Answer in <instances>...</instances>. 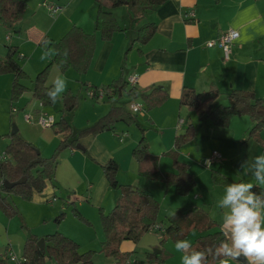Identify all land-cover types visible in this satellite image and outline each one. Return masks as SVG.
I'll list each match as a JSON object with an SVG mask.
<instances>
[{"label": "crops", "instance_id": "obj_1", "mask_svg": "<svg viewBox=\"0 0 264 264\" xmlns=\"http://www.w3.org/2000/svg\"><path fill=\"white\" fill-rule=\"evenodd\" d=\"M24 1L27 7L16 28L8 30L0 25V56L5 55L9 45L17 47V59L30 78L23 81L28 87H32L31 80L35 74L52 62L50 73L62 74L67 80L66 90H71L77 96L74 92L78 86L74 84L76 80L87 89L121 78L127 88L134 86L140 92L148 93L159 86L168 93V97L162 104L147 109L140 97L132 99L122 90L114 99L104 95L98 100L92 97L87 102H78L74 110L67 113L61 111V97V102L53 106L57 115L32 96L33 102H27L23 108L28 111L27 114L34 116L45 113L55 120L64 115L72 133L91 126L114 105L122 106L132 114L133 119L119 120L112 129L79 137L76 144L81 148H76V144L65 148L58 158L54 178L46 181L41 191L33 192L29 200L19 196L17 202L10 201L11 196H6L7 201L16 207L17 213L9 216L0 210V256L6 258L5 264H15L8 258L9 252L23 257V245L27 238L35 237L37 241L43 238L46 248L51 244L46 238L54 232L75 241L82 251L96 250L93 264H116L112 255L99 250L103 238L99 209L110 211L119 196V191L109 186L101 165L114 159L118 164L116 177L119 183L141 187L157 199L161 198L154 191L155 188L161 193L163 191V199L168 193L176 194L172 186L166 188L164 183L139 174L132 149L141 136V129H144L151 154L158 156L160 171H175L167 152L177 150L178 158L187 164L195 179L190 195L182 198L181 205L176 208L203 209L215 221L214 229H220L222 209L217 207V202L224 185L213 183L211 171L220 172L237 182L255 183L250 165L254 156L264 153V128L249 134L253 122L244 114L232 115L223 124L214 123L210 117L199 116L180 106L179 97L182 88L190 86L201 93L216 92L214 105L227 104V94L233 88L251 91L264 99V0H166L141 19L134 18L126 5L112 7L111 12L124 29L114 33L107 41L96 34L94 56L83 74H78L72 68L63 69L54 59L53 51L45 48L44 42L58 40L72 25L93 32L97 2ZM45 1L60 8L51 13L43 5ZM146 21L156 22L155 33L146 43L133 42L138 26ZM228 28L236 29L239 36L232 45L230 57L224 60L221 49L217 45L209 47L206 42L216 39ZM42 54L46 57L43 60ZM132 75L137 78L134 84L128 82ZM12 79L11 73L0 74V132L4 135L12 131L8 130V98L4 95ZM29 93L32 95L31 89L21 96H29ZM11 95L10 87V101ZM86 96L83 93V97ZM133 101L142 106L137 112L130 109ZM189 124L193 129L192 138L179 148L175 147L176 137L184 133ZM19 125L22 126L21 122ZM24 125L23 130L20 126L17 128V133L41 153L55 148L64 137L63 133H56L51 127L42 129L33 124ZM212 150H218L221 158L207 168L202 164V159ZM2 155L3 152L0 158ZM241 164H244L243 170ZM151 181L154 182L153 190L150 188ZM72 208H77L81 216ZM60 212L64 214L57 223L55 218ZM156 232V229L145 232L150 235L155 233L154 240L142 243L140 251L137 250V242L122 241L120 249L129 252L125 264H155L146 261V254L155 250L149 249L151 246L158 247L161 235ZM199 234L196 230L190 231L188 240L192 243ZM168 245L169 256L163 264L174 259L181 264V253L175 250L174 243ZM134 252L140 254L133 258ZM49 264L55 262L52 260Z\"/></svg>", "mask_w": 264, "mask_h": 264}, {"label": "trees", "instance_id": "obj_2", "mask_svg": "<svg viewBox=\"0 0 264 264\" xmlns=\"http://www.w3.org/2000/svg\"><path fill=\"white\" fill-rule=\"evenodd\" d=\"M95 1L98 6L93 23V32H86L80 26L72 25L61 38L56 41L52 40L47 45V48L53 51L54 59L63 69L72 68L78 74L85 73L94 56L96 34L101 40L107 41L112 38L114 33L124 29L111 12L112 7L126 5L134 18L141 19L166 0ZM26 7L27 4L24 0H0V25L8 30L15 29ZM155 30V21L143 22L136 30L137 33L133 42L146 43L153 36ZM17 50L16 46L9 45L5 55L0 56V74L11 73L13 75L11 102L17 101L24 91L31 89L32 96L42 106L51 105L52 103L45 95V91L51 87V83L48 82V74L52 62L46 64L36 73L31 80L33 85L30 88L23 82L30 78L17 59ZM65 51H67V57L63 55ZM91 89H102L104 95L109 99H114L119 95V91L125 90L132 99L140 97L147 109L162 104L168 97V93L159 86L153 87L148 93H142L134 86L127 88L126 82L121 78L102 86H92ZM216 95V92L214 94L201 93L193 87L184 86L180 93L179 104L194 111L199 116L210 117L217 124L226 123L232 115H247L253 122L249 134H254L262 128L264 125L263 98L257 97L251 91L233 88L227 94V104L218 103L214 105L213 101ZM93 98L98 100L96 97ZM77 104L78 96L67 89L62 94V113L71 112ZM131 119L133 116L130 112L122 106L114 105L94 124L72 133L70 124L64 115H60L51 128L56 133H63L64 137L49 156H43L35 145L22 138L17 131H11L8 134L9 141L3 151L4 157L0 158V210L9 216L17 213L16 207L7 201V195L14 194L29 200L33 192L41 191L45 187L46 181L54 178L60 151L69 146H75L79 137L112 129L117 121H129ZM192 136L193 129L192 125L189 124L184 133L176 137L175 147L179 148ZM167 154L172 160L174 172L160 171L158 156L151 154L144 129H141V136L132 149V156L137 162L139 174L152 181L162 182L166 187L172 186L177 194L189 193L195 185V179L188 170L187 164L178 158L177 150H170ZM101 168L109 186L119 190V196L110 211L105 212L102 208L99 209L103 233L99 250L106 255H112L116 264H125L129 255V252L120 249L122 241L137 242L140 236L150 229H156L160 233L161 243L167 239L175 241L177 238H186L190 231L196 230L200 233L192 242L196 250L214 247L225 239L220 229H214L215 221L205 210L200 208H177L165 219H159V201L141 187L119 183L116 177L118 164L114 159H109L101 165ZM22 177H25V180L11 188H5L3 185L4 180L13 182ZM211 178L215 184L224 185L225 180L237 182L214 170L211 171ZM252 191L259 193L260 188L254 186ZM72 209L81 216L77 208ZM63 214L60 212L56 216L55 222L59 223ZM46 239L51 244L46 246L44 253L37 245V238L32 237L25 240L23 264H46L47 258L53 260L55 264H93V255L96 250L82 251L75 241L59 232L48 235ZM168 256L169 252L161 248L159 253H147L146 261L162 264ZM208 259L211 260V256H208ZM137 262H143V260ZM5 263L6 258L0 256V264Z\"/></svg>", "mask_w": 264, "mask_h": 264}, {"label": "clouds", "instance_id": "obj_3", "mask_svg": "<svg viewBox=\"0 0 264 264\" xmlns=\"http://www.w3.org/2000/svg\"><path fill=\"white\" fill-rule=\"evenodd\" d=\"M48 43L44 42L45 48ZM63 55L67 57V51ZM45 58L42 54L41 59ZM66 88L67 80L59 74L45 95L55 104ZM205 163L211 165V161ZM243 168L241 164V170ZM250 170L255 183L225 180L217 202V207L222 209L220 231L225 239L214 247L196 250L188 239L177 238L174 247L181 253V264H230L233 261L235 264H264V153L252 158ZM254 184L260 188L259 193L252 191Z\"/></svg>", "mask_w": 264, "mask_h": 264}, {"label": "rangeland", "instance_id": "obj_4", "mask_svg": "<svg viewBox=\"0 0 264 264\" xmlns=\"http://www.w3.org/2000/svg\"><path fill=\"white\" fill-rule=\"evenodd\" d=\"M49 75H50V78L48 77V81L50 80L49 82H51L57 75H59V73H56L55 72V73H52L51 74L50 73V70H49L48 76ZM29 82H30V80H29ZM74 84H78V86L74 90V92H76L78 94V96H79L78 102H84V101L87 102V101L91 100L90 98H92V97H90L88 95V90L89 89L83 88V85L80 83L79 80L74 81ZM10 85L7 87V89L4 92L5 97L8 98V104H7V116H8L7 117V120L9 121L8 130L11 131V129L13 128V126H16V128L19 129V126H20L19 123L20 122H21V125L22 126L24 124H33V125L37 126V128L40 127L38 124H36L34 122H32V123L31 122H28L26 120V118H25V116L27 114L26 112H28V111L23 110V108L27 105V102H33V97L31 95V93H29L30 94L29 96L23 95V97L20 96L17 101L11 102L10 99H9L10 98V87H11ZM72 87L74 88V86H72ZM27 91L28 90L24 91V93L26 94ZM83 93H86L87 96L86 97H83ZM125 97H126V95H125ZM81 99H83V101H81ZM60 100L61 99H58L57 102H61ZM35 101L37 102V100H35ZM105 101H107V99ZM10 102L12 103L11 106H10ZM53 106H54V104L46 105L44 107H50L53 110L52 113L58 115V113L54 110V107ZM1 116H2V108H0V125H1ZM22 126H20V127L23 130V127ZM262 128H264V127H262ZM42 129H44V128H42ZM260 131H261V129H260ZM9 133L10 132H8V133L6 132V134L4 135V134H2L0 132V155L2 154V152L5 149L6 143H8V141H9V137H8V134ZM54 149L55 148L52 147L49 151L48 150L47 151L45 150V152L43 151L41 154L43 156H49V155H51L53 153ZM62 151H60L58 158L60 157V154H61ZM150 183H151L150 188L153 190V186H154L153 184H154V182L151 181ZM164 186L166 187L165 184H164ZM154 191H156V194L161 198V199H157L155 197L157 200H159V206H160L159 207V211H158V217H159V219H164L167 214L173 213L177 209L176 207H179L181 205L182 201H180V200H182V198H184V197L189 196L190 195V192H191L190 191L189 194L187 193V194H184V195H180V194H177V193L176 194H173L171 192V193H168L164 197V199H163V197L161 196L162 193H163V191L161 193V191L159 189H157V188H155ZM10 196H11V200L10 201L16 200V202H17V200L20 198L18 195H14V194H10ZM101 230H102V228H101ZM153 235L155 236V233H153ZM153 235H150V234L144 232L140 236V238L138 239L139 241H137V245H136L137 246V250L138 251L142 250L140 248V245H143L142 243H150V241L154 240ZM187 236H186L187 239L190 238L191 237L190 236V233H189V237H187ZM167 242H169V243H167ZM171 242L174 243L175 241H173L171 239H167L166 241H164L163 243H161L158 240V247L157 246L156 247L151 246V248H149V249L153 250V249H161V248H163L164 250L168 251V246H169L168 244H170ZM136 254H140V252H134L132 257L133 258L137 257ZM46 262L49 264L50 262H52V260L49 259V258H47L46 259ZM164 264H177V259H174V261L173 260H168L167 263H164Z\"/></svg>", "mask_w": 264, "mask_h": 264}, {"label": "built area", "instance_id": "obj_5", "mask_svg": "<svg viewBox=\"0 0 264 264\" xmlns=\"http://www.w3.org/2000/svg\"><path fill=\"white\" fill-rule=\"evenodd\" d=\"M43 5L46 6L51 13L56 12L60 8L58 5L52 2L45 1L43 2ZM238 36H239V32L236 29L228 28L225 31H223L216 39L208 40L206 42V45L209 47L217 45L222 51L223 59L226 60L230 57L232 45L234 44ZM136 80L137 78L135 75H132L128 78V82L130 84H134ZM88 95L90 97H96L98 99H101L104 96V92L102 89L93 90L90 88L88 90ZM141 108H142L141 104L137 101H133L130 103V109L133 112H137ZM25 118L28 122L31 123L34 122L38 124L41 128H50L55 121L52 115L45 113H39L34 116L32 114H26ZM3 157L4 156L2 155L1 158ZM220 158H221V153L218 150H212L209 155L205 156L202 159V164L208 168L213 164V162L219 160ZM205 161H211V165L207 166ZM8 258L12 260L15 264L24 263V257H18L13 252L12 253L9 252Z\"/></svg>", "mask_w": 264, "mask_h": 264}, {"label": "water", "instance_id": "obj_6", "mask_svg": "<svg viewBox=\"0 0 264 264\" xmlns=\"http://www.w3.org/2000/svg\"><path fill=\"white\" fill-rule=\"evenodd\" d=\"M16 131H17L16 126H13L12 132H16ZM76 148H81V146L79 144H76ZM24 180H25V177H22V178H20V179H18L16 181H13V182H9L7 180H4L3 181V185H4L5 188H11V187H13L16 184L23 182ZM37 245L39 246L40 250L44 253L45 248H44V240H43V238H40L37 241ZM153 252L154 253H159L160 250H156L155 249V250H153ZM239 259L242 261L243 260V257H240Z\"/></svg>", "mask_w": 264, "mask_h": 264}]
</instances>
